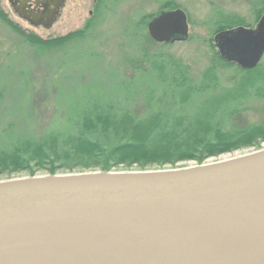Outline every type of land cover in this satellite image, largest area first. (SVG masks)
<instances>
[{
  "label": "water",
  "instance_id": "95a60500",
  "mask_svg": "<svg viewBox=\"0 0 264 264\" xmlns=\"http://www.w3.org/2000/svg\"><path fill=\"white\" fill-rule=\"evenodd\" d=\"M29 1L9 0L20 16ZM55 1L31 24L51 26ZM189 28L188 13L175 8L147 31L174 43ZM215 42L226 60L254 68L264 57V14ZM0 264H264V148L182 168L0 181Z\"/></svg>",
  "mask_w": 264,
  "mask_h": 264
},
{
  "label": "trees",
  "instance_id": "16d2710c",
  "mask_svg": "<svg viewBox=\"0 0 264 264\" xmlns=\"http://www.w3.org/2000/svg\"><path fill=\"white\" fill-rule=\"evenodd\" d=\"M257 1L253 11L259 20L264 0ZM174 5L167 0L137 26L133 45L147 60L142 67L143 59L132 60L134 77L143 81L140 88L114 98L98 92L65 103V110L61 102L49 103L41 97L6 99L1 90L0 175L9 177L23 170L35 174L33 165L55 174L77 169L109 171L134 164L141 168L176 165L194 159L202 163L264 141V122L249 121L244 113L249 102L264 96V57L246 69L226 60L215 42V34L226 28L255 23H238L243 19L217 10L208 22L210 36L203 38L213 52L211 64L194 73L192 65L161 49L172 43L156 42L147 31L158 12L178 8ZM6 14L0 9V18L25 42H31ZM151 45L160 48L151 52ZM232 69V80L227 81L223 73ZM105 126L126 138L123 143L115 142L110 151L103 136L93 131Z\"/></svg>",
  "mask_w": 264,
  "mask_h": 264
},
{
  "label": "rangeland",
  "instance_id": "374dc122",
  "mask_svg": "<svg viewBox=\"0 0 264 264\" xmlns=\"http://www.w3.org/2000/svg\"><path fill=\"white\" fill-rule=\"evenodd\" d=\"M167 0H67L61 16L50 28L34 26L18 16L9 0H0V9L18 25L31 42L24 39L0 18V91L6 99L40 98L49 103L59 101L65 110L67 103L77 102L84 97L103 94L116 97L125 95L131 88H140L142 80L135 75L133 59H143L140 66L146 65V56L133 45L138 24L146 21L149 15L159 11ZM174 6L183 8L189 16L190 35L194 39L176 41L161 49L175 57L182 58L192 65L194 73L203 71L211 64L213 52L203 39L210 36L209 20L219 9L229 15L238 16L240 22L258 21L254 5L257 0H171ZM245 19V20H244ZM141 20V21H140ZM202 23L204 25H202ZM241 25V24H239ZM238 26V25H237ZM246 26V25H244ZM53 47L49 44L57 43ZM39 43V44H38ZM65 43V44H63ZM151 52L158 45L148 46ZM225 71L224 78L233 73ZM144 76L142 73H140ZM99 92V93H98ZM90 95V96H89ZM46 97V98H45ZM48 98V99H47ZM66 103V104H65ZM245 116L249 121L264 122V96L255 98L246 105ZM93 130L103 136L110 151L114 143H123L114 128L108 126ZM107 131L106 133H103ZM264 148L262 140L257 145L211 156L202 163L197 160L180 161L176 165L147 166L137 164L121 165L109 171H140L182 168L233 158ZM42 166V165H41ZM35 174L23 170L12 176L0 175V181L52 174L40 166ZM90 170H60L55 174L82 173Z\"/></svg>",
  "mask_w": 264,
  "mask_h": 264
},
{
  "label": "flooded vegetation",
  "instance_id": "af4514ba",
  "mask_svg": "<svg viewBox=\"0 0 264 264\" xmlns=\"http://www.w3.org/2000/svg\"><path fill=\"white\" fill-rule=\"evenodd\" d=\"M22 1V0H21ZM48 0H30L29 1V4H31V6L29 7L28 6V9L27 11L28 12H25L24 15L20 16L21 14L12 6L11 4V7L13 8L14 12L20 16L22 19L28 21L29 23L31 18L34 17V14H45V6L43 5L45 2H47ZM55 1V0H54ZM67 0H62V2L60 3L61 5L57 8V12H56V15L54 17V22L53 24L57 21V19L61 16V13L63 11V8L65 7V3H66ZM56 2V1H55ZM55 2L52 4V8H55L56 5H55ZM47 11V10H46ZM47 14V13H46ZM47 18V17H46ZM258 24V23H257ZM257 24L253 25V26H248V27H256ZM35 26V25H34ZM39 26V25H37ZM41 27H44V28H50L52 27V24L51 26L47 27L45 26L44 24H40ZM216 35V34H215Z\"/></svg>",
  "mask_w": 264,
  "mask_h": 264
}]
</instances>
